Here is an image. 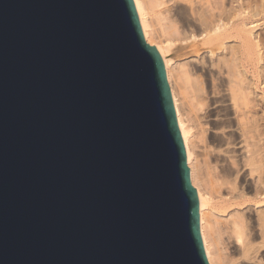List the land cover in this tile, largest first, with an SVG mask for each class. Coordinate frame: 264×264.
<instances>
[{"label": "water", "instance_id": "obj_1", "mask_svg": "<svg viewBox=\"0 0 264 264\" xmlns=\"http://www.w3.org/2000/svg\"><path fill=\"white\" fill-rule=\"evenodd\" d=\"M0 264H211L132 0H0Z\"/></svg>", "mask_w": 264, "mask_h": 264}, {"label": "bare ground", "instance_id": "obj_2", "mask_svg": "<svg viewBox=\"0 0 264 264\" xmlns=\"http://www.w3.org/2000/svg\"><path fill=\"white\" fill-rule=\"evenodd\" d=\"M132 2L163 65L208 260L264 264V0Z\"/></svg>", "mask_w": 264, "mask_h": 264}, {"label": "rangeland", "instance_id": "obj_3", "mask_svg": "<svg viewBox=\"0 0 264 264\" xmlns=\"http://www.w3.org/2000/svg\"><path fill=\"white\" fill-rule=\"evenodd\" d=\"M255 1H256V3H257L256 5H258V4H259V0H255ZM262 21H264V18L260 20L261 23H264V22H262ZM263 142H264V137H263V140L261 141V144H260V145H262V150H263V153H264V147H263V146H264V143H263ZM263 155H264V154H262V157H263V159H264V156H263ZM263 162H264V161H263ZM263 167H264V166H263ZM262 249L264 250V248H262ZM263 250H262V252H263L262 254L264 255V251H263ZM263 255H262V256H263Z\"/></svg>", "mask_w": 264, "mask_h": 264}]
</instances>
